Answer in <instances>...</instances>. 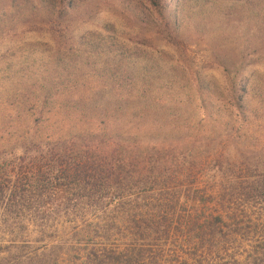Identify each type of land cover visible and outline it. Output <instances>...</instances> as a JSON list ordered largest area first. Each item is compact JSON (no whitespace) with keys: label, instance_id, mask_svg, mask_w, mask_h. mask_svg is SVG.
Masks as SVG:
<instances>
[{"label":"trees","instance_id":"16d2710c","mask_svg":"<svg viewBox=\"0 0 264 264\" xmlns=\"http://www.w3.org/2000/svg\"><path fill=\"white\" fill-rule=\"evenodd\" d=\"M89 2L142 33L73 34ZM24 33L46 42L26 64L29 85L9 75L0 86V103L21 118L0 134L8 210L28 203L45 214L97 198L110 223L124 198L157 193V217L144 226L168 233L179 207L209 205L196 181L225 190L232 168L247 175L245 202L264 201V0H0V40ZM90 82L100 86L85 89ZM184 213L192 229L198 212Z\"/></svg>","mask_w":264,"mask_h":264},{"label":"rangeland","instance_id":"374dc122","mask_svg":"<svg viewBox=\"0 0 264 264\" xmlns=\"http://www.w3.org/2000/svg\"><path fill=\"white\" fill-rule=\"evenodd\" d=\"M87 12L84 22L71 26L73 34H98L107 26L125 35L142 33L136 23L114 8L89 2ZM44 42L46 37L36 33L1 39L0 86L6 84L9 75L29 85L35 68L30 69L26 64L33 63ZM154 45L170 50L157 39ZM202 74L215 81H219L221 75L219 71ZM98 86L90 82L84 87ZM191 106L194 108L197 103ZM12 107L16 111L12 112ZM17 112L16 104L0 103V134L12 133L9 126H16L21 119L17 118ZM232 170L225 175L229 183L221 184L225 190H217L215 183L198 179L195 190L199 195L204 194L209 205L179 207L178 220L168 219L165 223L166 226L171 224L168 233L161 230L156 233L144 226L150 224L146 221L157 217L155 206L158 203L150 202L157 193L155 197L149 193L144 201L137 203L135 194L124 198L122 214H112L110 223L100 220L97 198L89 205H75L73 201L67 210L61 208L45 214L35 213L33 205L27 209L28 203L23 210H8L0 203V264H264V201L256 199L254 204L246 203L240 192L247 186V175L237 168ZM201 173L204 174L203 170ZM184 211L198 212L199 220L193 230L184 225ZM134 216L143 219L139 221L145 230H136ZM217 218H221V223L216 222ZM108 225L111 226L109 232H105Z\"/></svg>","mask_w":264,"mask_h":264}]
</instances>
